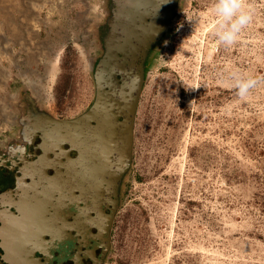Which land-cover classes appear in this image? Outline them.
Here are the masks:
<instances>
[{
  "label": "rangeland",
  "instance_id": "374dc122",
  "mask_svg": "<svg viewBox=\"0 0 264 264\" xmlns=\"http://www.w3.org/2000/svg\"><path fill=\"white\" fill-rule=\"evenodd\" d=\"M215 2L188 3L191 37L151 67L107 264H264V0H244L253 20L230 47L216 36ZM96 35L42 63L36 82L17 77L10 88L29 87L39 113L84 112ZM234 75L257 79L247 100Z\"/></svg>",
  "mask_w": 264,
  "mask_h": 264
},
{
  "label": "flooded vegetation",
  "instance_id": "af4514ba",
  "mask_svg": "<svg viewBox=\"0 0 264 264\" xmlns=\"http://www.w3.org/2000/svg\"><path fill=\"white\" fill-rule=\"evenodd\" d=\"M99 1L100 21L95 38L98 53L92 64L94 97L84 112L102 92L119 121L125 122L131 116L137 96L134 80L140 74L139 65L144 69V91L156 56L170 58L174 55L172 51L183 44L184 35L187 39L191 37V29L185 28L188 3L204 0H177V9L167 29L157 41L143 46L145 52L139 61L121 58L111 61L97 79V68L116 37L115 30L133 19L138 25L146 26L152 21V16H147L148 10L153 6L162 10L164 6L163 0ZM36 108L32 103L26 107L23 124L19 123L6 147L0 149L5 152L0 158V264H107L131 170L130 161L127 164L123 159L126 155L123 145L115 151L111 169L103 176L91 172L95 168L89 163L71 164L70 161L79 158L80 150L70 144H66L65 157L60 161L52 153L53 166L43 171L35 162L42 154L39 144L45 119ZM137 112L138 108L134 124ZM111 130L113 133L114 129ZM133 148L134 140L128 147L131 159Z\"/></svg>",
  "mask_w": 264,
  "mask_h": 264
},
{
  "label": "water",
  "instance_id": "95a60500",
  "mask_svg": "<svg viewBox=\"0 0 264 264\" xmlns=\"http://www.w3.org/2000/svg\"><path fill=\"white\" fill-rule=\"evenodd\" d=\"M163 4L162 10L158 6H153V12L148 10L147 16H152V21L148 25H138L133 19L115 30L116 37L113 43L108 45V51L97 68V79L104 74L111 61H119L120 58L122 61H139L140 56L145 52L142 51L143 46L154 43L162 36L177 9V0H163ZM121 34L125 36H120ZM121 53L123 57L120 56ZM139 70L140 74L134 80L137 96L131 106V116L125 122L119 121L118 115L113 112L109 100L102 92H99L95 103L86 112L73 119L55 118L40 112L39 115L45 119L39 144L42 154L38 156L35 165L43 171L53 166L55 160L60 161L65 157L66 144L80 150L79 158L70 161L71 164L76 166L78 162L81 165L89 163L91 168H95L91 172L100 176L109 173L112 157L122 145L126 153L123 156L124 162L127 164L131 162L128 147L134 140V118L144 85L143 66L139 65ZM25 93L22 101L23 112L30 103L33 106L37 104L36 97H33L28 90ZM111 129H114L113 133ZM120 134L124 135L123 138ZM54 152L55 160L51 159V154Z\"/></svg>",
  "mask_w": 264,
  "mask_h": 264
},
{
  "label": "crops",
  "instance_id": "0c3cea01",
  "mask_svg": "<svg viewBox=\"0 0 264 264\" xmlns=\"http://www.w3.org/2000/svg\"><path fill=\"white\" fill-rule=\"evenodd\" d=\"M97 2L0 0V92L11 90L17 77L36 82L42 63H50L69 45L82 48L88 43L89 33L98 32L99 10H93Z\"/></svg>",
  "mask_w": 264,
  "mask_h": 264
},
{
  "label": "clouds",
  "instance_id": "9594fccd",
  "mask_svg": "<svg viewBox=\"0 0 264 264\" xmlns=\"http://www.w3.org/2000/svg\"><path fill=\"white\" fill-rule=\"evenodd\" d=\"M213 12L216 16V36L225 47L235 44L241 32L253 20L252 11L246 7L244 0H216ZM258 81L252 77L234 75L233 87L239 100H247Z\"/></svg>",
  "mask_w": 264,
  "mask_h": 264
},
{
  "label": "built area",
  "instance_id": "2783aa9c",
  "mask_svg": "<svg viewBox=\"0 0 264 264\" xmlns=\"http://www.w3.org/2000/svg\"><path fill=\"white\" fill-rule=\"evenodd\" d=\"M98 10L99 7H96V11ZM26 88L28 89L29 87H20L19 89L21 90L11 89L0 92V149L6 147V141L16 131L19 123L23 124L22 119L25 111L23 112L24 103L22 101L25 98Z\"/></svg>",
  "mask_w": 264,
  "mask_h": 264
}]
</instances>
